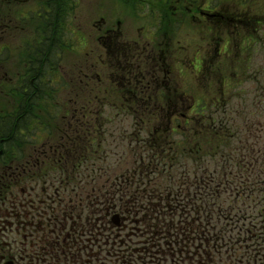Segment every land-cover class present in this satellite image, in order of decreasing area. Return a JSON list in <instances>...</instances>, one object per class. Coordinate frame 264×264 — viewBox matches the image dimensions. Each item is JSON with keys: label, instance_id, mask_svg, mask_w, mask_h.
I'll return each mask as SVG.
<instances>
[{"label": "rangeland", "instance_id": "rangeland-1", "mask_svg": "<svg viewBox=\"0 0 264 264\" xmlns=\"http://www.w3.org/2000/svg\"><path fill=\"white\" fill-rule=\"evenodd\" d=\"M54 4L60 7L57 11L53 10ZM207 7L220 13H247L229 15V23L234 25L228 27L235 30L237 21L232 18L242 19L238 21L240 29L247 36L253 28L250 24L255 23L253 36L245 37V43L238 37V48L232 41L225 49L226 41L217 43L204 34L205 23L199 10ZM47 18L58 24V42L53 47L57 63L44 60L34 51L37 45H50L51 36L45 41L47 37L41 32L48 26ZM0 24H9L4 42L11 47L3 53L6 62L1 74L6 78L0 81V117L17 123V117L25 111L31 114L32 121L23 130L28 143L21 144L19 152L11 149L3 153L0 149V174L4 176L0 181L1 220L6 223L5 217L11 219L17 208L27 216L20 223L15 217L11 219L12 226L2 239L5 251L1 253L5 258L0 259V264L54 263L50 253L36 250L41 245L36 239L50 234L48 221L55 218L47 203L67 204L73 200L68 206L80 219L72 221L97 225L104 198L116 199L118 211L112 213L120 214L121 225L115 235L108 237L107 231L92 230L97 235L93 243L87 236L81 237L82 242L86 239L89 250L77 247L83 256L79 261L65 258L66 264H84L88 251H114L122 257L146 245L149 234L143 233L142 223L133 222L141 218L136 215V207L123 213L120 206L133 201L136 195H148V190L158 189L159 185L166 189L169 181L176 184L186 179L182 173L188 167L193 172L198 169L191 149L199 139H194L189 130L199 125V119L207 126L208 110L202 115L199 111L217 97L220 101L210 115L220 124L214 129L218 137L202 140L206 154L203 166L215 170L217 155L228 156L226 167L218 170L223 173L230 168L238 173L236 178L230 176L229 187L236 186L237 195L243 192V197L238 204L235 200L230 205L234 210L232 221L214 224L220 230L235 227L236 250L211 251V256L204 259L209 264H252L256 255H264V218L258 213L264 210V0H0ZM102 25L103 31L98 29ZM106 29L111 30V35L118 33V37L112 38L106 56L101 57L100 37ZM113 41L128 48L127 60L132 67L126 72L127 78L113 77L106 69L108 62L117 61L116 67L124 65L115 53L108 52L115 49ZM136 42L142 50L155 51V58L143 60L142 66L137 63L140 51ZM209 45V53H215L216 47L222 53L230 51L229 56H222L217 75L211 80L204 79L201 68L202 54L208 53ZM130 82L132 87L126 93L113 87L114 83L123 86ZM33 92L38 96L29 100ZM178 99L188 101L186 109L161 113L162 106L169 107V100ZM171 118L175 121L172 127ZM161 129L165 130L160 132ZM2 133L0 127V137ZM70 138L72 142H68ZM208 142L220 145L210 148ZM155 143L164 145L159 148L162 153L156 151ZM178 149L182 152L179 157ZM157 152L159 157L166 153L163 156H169L167 160L177 155L178 161L169 173L156 176L161 169L156 166L151 169L155 180L150 183L139 175L135 184L128 186L118 179L142 170V164L148 165ZM208 155L215 161L211 163L212 156ZM27 163L34 167L27 166L24 171ZM70 172L73 175L68 176ZM241 174L249 175L248 181ZM101 187L107 188L106 197ZM222 189L216 190L217 197L224 200L229 192ZM167 194L168 190L160 192L161 199ZM160 202L167 204L165 200ZM250 206L253 214H247ZM186 229L187 225L181 233ZM181 238L188 240L189 236ZM191 256L197 262L195 254ZM63 260L64 257L60 261Z\"/></svg>", "mask_w": 264, "mask_h": 264}, {"label": "trees", "instance_id": "trees-1", "mask_svg": "<svg viewBox=\"0 0 264 264\" xmlns=\"http://www.w3.org/2000/svg\"><path fill=\"white\" fill-rule=\"evenodd\" d=\"M52 6L54 11H57L60 8L58 7V4H54ZM62 13L63 18H65L64 9H62ZM2 15L5 22L6 14L3 13ZM48 23H53L52 19L49 18ZM50 36L51 41L48 42V45H50L47 48L45 46L38 47L37 45L34 51L44 60L51 59V63H54L57 60L53 57L56 55L54 54L56 50L54 51L53 47L56 42H58L57 30L50 29L47 40ZM32 96L35 98L38 96V93H31V95L28 96L29 100ZM27 105H29V103ZM22 115L17 117V123H15V119L13 123H10L6 121V119L0 117V127L1 130H3L2 137H0V149L3 153L5 151L9 152L8 150L11 149L12 151L15 150V152H19L18 147H20L21 144H26V142L28 143V141L24 139L25 133L23 130L27 127L29 128V124L32 122L31 114L23 111ZM198 123L199 125H194L189 130L194 139H199L196 143V147L191 149L192 160L198 169H195L194 172L190 170L189 167L184 170L182 174L188 177H184L188 181L183 178L181 180L179 179V183L176 184L175 181L174 183L169 181L166 184V189L160 188L159 185L158 189H154L152 191L148 190V195H136L132 198L133 201H126L120 206V211L123 213L128 210L131 212L133 211V207H136V215L139 217L141 216V218H135L136 220L133 222L138 224L142 223L143 233L149 234L146 245L143 244L137 249V251L132 250L131 254L122 257L114 251H88L86 261H82L84 264H170V262L171 264H186L188 261H191L190 264H209V260L205 261L204 257H210L211 251L236 250L238 237L234 232L235 227H232L231 230H220L214 224H218L219 221L229 222L233 220L232 216L234 214V210L230 205L235 200L238 204L243 197V192L239 197L236 191L239 189L235 188L236 186L229 187V185L231 183L230 176L236 178L238 177V173H234V171L230 168H225L223 173L218 170L219 167H226V161H229V157L225 154L217 155L219 160L216 163L215 170H209V168L203 166L206 154L203 150L205 142H202V140L204 141L206 138L212 136L216 139L218 137V133L216 130L214 131V126L205 127L204 124H202V121L200 124V119ZM164 130L165 129H161V132ZM68 142H72V138H70ZM208 143L210 148L219 147L220 145L217 143ZM154 146L159 153H162V150L159 148L164 145H156L155 143ZM184 147H186V145ZM183 151L186 150L183 149ZM158 152L154 154V157L151 158V162L148 165L142 164L143 178L148 183L155 180V177L153 176L154 173H152L151 170L152 168H156V166L161 167V169H158L156 172V176L163 173H169V171L174 167L173 164L176 160L178 161V157L182 154V152L178 149V157L175 155L170 160H167L166 157L169 156H163L166 155V153L159 157ZM211 156L212 155H208V157ZM211 159V163L215 161L213 156ZM27 166L29 168L34 167L31 164L28 165L27 163L25 166L23 165V169ZM27 170L28 169H25L24 171ZM71 175L73 174L70 172L68 176ZM241 176H245L247 179L246 181H248L249 175L241 174ZM135 177L136 176L133 175L131 178H127V182L123 181V184L126 186L135 184ZM119 178L121 177L119 176ZM113 186L117 187V185ZM191 186L193 187V191ZM220 188H223L222 190L225 192H229V195L224 200L217 197L216 190H220ZM105 189L107 188L101 187L100 191L103 196L106 197L107 191H105ZM166 190H168V194L166 197L161 199L160 192L164 191L166 193ZM127 191L130 192V190ZM239 192L240 191H238V193ZM248 194L249 192L246 191V195ZM232 198L233 201L231 200ZM88 200L90 202L89 198L85 200L87 204ZM115 200L116 199L104 198L101 208L103 213L99 219V224L97 225H81L72 221L73 218H75L76 221L80 219V216L75 217L73 208L68 206L73 203V200L67 204L59 202L52 205L51 203H47L48 209H53L54 215L52 216L55 218L49 219L48 221L50 225L48 226V228L50 227L48 232L50 234L46 236L44 234V236L40 237V239H36L41 242V245L36 250L44 251V253H50L54 263L47 261L44 264H66L65 258H68L71 261H73V259L79 261L78 259H81L83 255L80 254L76 248L81 246L80 248L82 249L83 246L86 250H89L85 246V241L88 239L91 240L92 243L94 242L97 235H95V232L93 231H107L109 232L108 237L115 235V231L118 230L119 227L114 226L112 219H110V216L113 215L112 212L118 211L115 209ZM160 200H165L167 204L165 206L161 205ZM199 200H201L200 205L197 206ZM170 202H174L173 205L169 204ZM262 207L264 208V204ZM137 210H139V212H137ZM247 210V214L248 212L253 214L251 206L249 209L247 208ZM215 213L220 214L215 215ZM258 213L259 217L263 216L264 218V210L259 209ZM14 214L21 219L27 217L25 214L23 215L18 208L14 211ZM168 216L171 217L170 220H168ZM88 220L89 219H87V221ZM69 221L71 224H69ZM186 225L187 229L181 233V231L185 229ZM209 225L212 226V229L208 227ZM68 228L69 231L67 230ZM249 228L251 231V227ZM59 230L62 232L61 234L58 232ZM246 232L249 231L246 230ZM241 234H243V231ZM182 235L189 236L188 240H186V238L182 239ZM239 235L240 234H238V236ZM84 236H87V238L82 242L81 237ZM251 237L255 238V234L252 231ZM31 243H33V241H31ZM32 248H34V244ZM197 251H201V253H198ZM191 253L195 254L198 258L197 262H195V260H191ZM245 254L246 253L243 252V255ZM62 257H64V260L60 261ZM38 259L39 257L37 256L36 260Z\"/></svg>", "mask_w": 264, "mask_h": 264}, {"label": "flooded vegetation", "instance_id": "flooded-vegetation-1", "mask_svg": "<svg viewBox=\"0 0 264 264\" xmlns=\"http://www.w3.org/2000/svg\"><path fill=\"white\" fill-rule=\"evenodd\" d=\"M248 13H250L251 10H247ZM199 13L200 16H201V19L204 21L205 25H204V28H203V31H204V34H209V36H212L215 41H217L218 43V40H222V41H226L225 44V49L229 48V45L230 43L233 41L235 43V46L236 48H238V37H240V42L242 43H245V37H252L253 34H254V31L256 29V26L253 25L255 23H252L250 24L253 28H251V32H250V35H247L245 36L244 33H243V30H241V26L239 25V22L238 21H241L242 19L238 20L236 18H232V20H235L237 21V23H235V30H231L229 29L228 26H233L234 24H230L229 20H231V18L229 17V15H232V17L234 15H244V14H247V13H236V14H233V13H220L219 11H216L214 9H211V8H201L199 10ZM49 18H47L46 22L48 21ZM53 20V19H52ZM57 20V19H56ZM251 21H254V20H251ZM48 26H45L43 27V30L41 32L42 33V36H46L48 38L49 36V33H50V29H54L56 30L57 27H58V24L54 21L53 23H47ZM8 26L9 24H0V29H2V31L0 32V42L2 41L3 43H0V80H3L5 79L6 77L3 76L1 74V70L2 68L4 67V63L6 62V58L4 59L3 57V53L6 52L7 50L10 51V46L8 45L7 42H4L5 38H6V31L8 29ZM98 29H100L101 31L104 30L103 28V25L98 27ZM105 34L102 35L100 38L102 39V42H101V52H103V54L101 55V57H105L106 56V47H110V41L112 40V38H115V37H118V33H113L111 35V30H108L106 29L105 30ZM249 31V30H247ZM250 39V38H249ZM47 39H45L46 41ZM139 42H136L137 46H138V49H139V56H137V63H143L144 64V61L146 59V62H150V60L152 61L154 58H155V51H149V49H145V50H142L141 46L138 44ZM1 44H5V45H1ZM113 47L115 49H109L108 52L109 53H115V57L116 59H118L119 61H122L124 62V65L122 66H119V67H116L115 66V63L117 61H115L114 63L112 62H108L106 64V69L107 71L110 73L111 76L113 77H119V78H127V75H126V72L129 71L131 69V64L128 62V57H129V51H128V48L126 47H121L122 44H118L117 42L113 41L112 43ZM217 48V47H216ZM215 48V53H209V50H210V45L208 47V53H204L202 54V57H201V68H202V74L204 75V79H207V80H211L212 79V76L213 75H217V72H218V68H219V63H220V60L222 58L223 55H227L229 56L230 54V51L227 53L226 50L225 52L222 53L221 50H217ZM54 54H56V52H54ZM53 56V55H52ZM210 56H213L211 59H210ZM54 58H56V62H58V56L57 54L55 56H53ZM142 66V64H141ZM99 77L101 76L100 73H98ZM209 77H211L209 79ZM91 78L93 79V76H91ZM8 80V79H7ZM131 82L128 84V85H123L120 84V83H114L113 84V87L116 91L120 90L121 93H126V91L130 90L131 89ZM140 85L138 83V89H139ZM160 93V91H159ZM133 94V93H132ZM178 101H179V104H178ZM220 101V97H217V98H214L213 99V102L214 103H217ZM221 108V105H218V109ZM165 110V111H179L180 110V99L178 100H169V107L166 109L164 108V106H162L161 110ZM2 153V152H1ZM25 170V169H23ZM4 178V176H2V172L0 174V181H2V179ZM12 218L13 219L14 217L19 219V221L17 223H20V220L21 218L17 217L16 214L12 213ZM3 216L0 215V220ZM9 217H5V221H7L6 223L3 222L2 220V223H0L1 226H4L2 228H0V259H3L5 258V255L3 253H1L2 251H5V246H4V240L2 241L3 239V235L5 234V231L9 230L10 229V226H12V221ZM24 251V250H22ZM6 256H8V258H10L9 254L7 253ZM39 258L40 256L37 255ZM36 256V257H37ZM26 257L24 256V259ZM12 260L15 262V259L12 255ZM260 261L259 264H264V255H256L255 256V264H258V262ZM22 264V263H21Z\"/></svg>", "mask_w": 264, "mask_h": 264}]
</instances>
